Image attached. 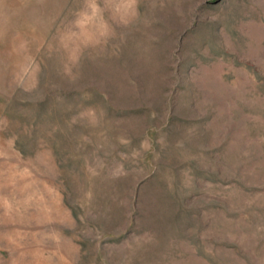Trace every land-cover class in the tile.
Segmentation results:
<instances>
[{"label":"rangeland","instance_id":"obj_1","mask_svg":"<svg viewBox=\"0 0 264 264\" xmlns=\"http://www.w3.org/2000/svg\"><path fill=\"white\" fill-rule=\"evenodd\" d=\"M0 264H264V0H0Z\"/></svg>","mask_w":264,"mask_h":264}]
</instances>
